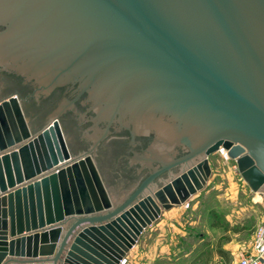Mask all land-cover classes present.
<instances>
[{"label":"water","instance_id":"95a60500","mask_svg":"<svg viewBox=\"0 0 264 264\" xmlns=\"http://www.w3.org/2000/svg\"><path fill=\"white\" fill-rule=\"evenodd\" d=\"M113 122L136 162L95 154ZM221 147L264 197V0H0V264H122Z\"/></svg>","mask_w":264,"mask_h":264},{"label":"rangeland","instance_id":"374dc122","mask_svg":"<svg viewBox=\"0 0 264 264\" xmlns=\"http://www.w3.org/2000/svg\"><path fill=\"white\" fill-rule=\"evenodd\" d=\"M210 162L213 182L199 192V197L195 195L193 204L173 207L172 214L176 216L164 232L165 239L159 242L170 245V252L168 256L159 253L155 264H226L223 259H214L212 244L223 235L233 234L229 228L246 227L247 231L255 232L264 221V197L251 190L236 162L225 159L220 152L212 154ZM206 190L210 192L207 196ZM154 243L145 242L147 248L143 253ZM132 249L126 256V264H130Z\"/></svg>","mask_w":264,"mask_h":264},{"label":"flooded vegetation","instance_id":"af4514ba","mask_svg":"<svg viewBox=\"0 0 264 264\" xmlns=\"http://www.w3.org/2000/svg\"><path fill=\"white\" fill-rule=\"evenodd\" d=\"M30 88H32V92H35V87L33 84L29 85ZM76 86V85H75ZM73 84L66 85L61 88H57L56 90L53 91L54 98L57 97V101H54L51 103V105L56 107L57 109L63 108L66 109L65 107L68 106L69 104L71 105L70 108H72V115L75 117V120H77V123H80L82 120L88 118V114H90V111L88 109L91 108L93 105L92 102H87L86 99L84 100L83 95L79 94V91H77V88ZM36 94V93H34ZM68 97H71V99H67ZM47 102V101H46ZM48 103V102H47ZM88 103V104H87ZM50 105V104H48ZM87 105L86 110H83L81 112V108L83 106ZM88 108V109H87ZM95 113L96 112L93 109H90ZM88 112V113H87ZM93 116L91 115L88 120H91V126L86 129H75L74 131V136L80 140H90L91 143L88 145V148L86 151H88L91 146L94 143V139L98 138L103 134V129L107 127V122L104 123V121H99V123L103 122L104 123V128L100 130L97 126H95V120L92 118ZM103 123H101L103 125ZM124 130L123 127H121V124L119 122H113L110 125V133L103 137L95 151V154L100 151V153L105 154L107 158H110V160L114 161L116 167L118 166L117 163H122L125 161V159H128V161H135V159L138 160L137 155H141L143 151L148 147V145L153 141L155 132H152L149 135H145L148 137V142H144L143 140L141 141L139 136H136L135 139H132L131 132L128 134V139L125 138V136H122L121 132ZM137 147V148H136ZM85 152V151H83ZM94 154V155H95ZM185 154V150H183L181 147H178V151L176 153V156H180ZM134 156V157H133ZM119 161V162H118ZM142 165V164H141ZM154 165H157L154 162ZM151 171L149 170V173ZM146 174L147 175H149ZM142 177L141 181L146 177ZM164 177H167L168 174L165 173L163 175ZM141 181L134 187V189L126 195L125 199L129 197V195L137 188V186L141 183ZM124 199V200H125Z\"/></svg>","mask_w":264,"mask_h":264},{"label":"crops","instance_id":"0c3cea01","mask_svg":"<svg viewBox=\"0 0 264 264\" xmlns=\"http://www.w3.org/2000/svg\"><path fill=\"white\" fill-rule=\"evenodd\" d=\"M213 178L210 177L207 183L208 187L211 182H213ZM206 189V188H205ZM209 190L204 193V195H209ZM198 197L201 195L199 192L197 193ZM196 195V196H197ZM195 195L191 198L189 201L190 205L193 204V200L196 197ZM205 196V197H206ZM233 198V197H232ZM200 203V201H198ZM181 208H185V205L179 206ZM173 207L169 210H164L161 214L160 218L157 219L151 226H149L141 235L140 239L138 240L137 245L134 246V248L131 251V257H130V264H155L156 263V257L157 255L163 254L165 256H168L170 245H160L159 242L164 238V232L168 230L169 223L171 221V218L173 216H176L172 214ZM173 219V218H172ZM177 219V218H176ZM174 219V220H176ZM225 234V233H224ZM253 236H254V230L250 229L249 231L240 232V233H233L229 234V239L222 242L221 248L227 251V253L232 257L231 264H239L240 261V253L242 251L251 250L252 248V242H253ZM155 241L153 246L149 248V250L145 253H143V249L145 250L147 241ZM219 240V239H218ZM217 241H215L212 244V247L214 249V259L215 260H224L223 256H221L217 252ZM162 242V241H161ZM9 256V255H8ZM6 259V258H5Z\"/></svg>","mask_w":264,"mask_h":264},{"label":"built area","instance_id":"2783aa9c","mask_svg":"<svg viewBox=\"0 0 264 264\" xmlns=\"http://www.w3.org/2000/svg\"><path fill=\"white\" fill-rule=\"evenodd\" d=\"M225 159H229L225 148L221 147L219 151ZM186 207L190 205L189 202L184 204ZM264 256V221L257 227L254 232L251 250L242 251L240 253L239 264H262V257ZM127 258L123 259L122 264H126Z\"/></svg>","mask_w":264,"mask_h":264},{"label":"trees","instance_id":"16d2710c","mask_svg":"<svg viewBox=\"0 0 264 264\" xmlns=\"http://www.w3.org/2000/svg\"><path fill=\"white\" fill-rule=\"evenodd\" d=\"M228 229V227H227ZM231 229V231H233L234 233H242L247 231L246 227H234V228H229ZM229 239L228 235H223L219 238L218 242H217V252L223 256L225 263L226 264H231L232 261V257L227 253V251H225L224 249L221 248L222 242Z\"/></svg>","mask_w":264,"mask_h":264}]
</instances>
